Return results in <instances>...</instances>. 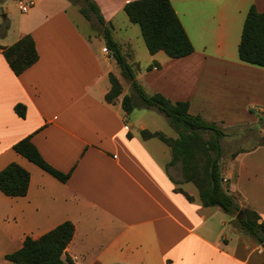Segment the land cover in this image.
<instances>
[{"label":"crops","instance_id":"0c3cea01","mask_svg":"<svg viewBox=\"0 0 264 264\" xmlns=\"http://www.w3.org/2000/svg\"><path fill=\"white\" fill-rule=\"evenodd\" d=\"M21 1L28 10L18 7V18L0 2V47L30 35L38 60L15 76L0 50V171L17 164L29 173V184L23 197L0 192V264L26 237L38 239L66 221L74 226L65 250L74 264H264L260 244L241 233L231 215L203 207L197 189L179 183L180 165L168 166L170 149L140 137L142 130L172 139L178 134L155 109H141L135 119L134 110L124 113L121 100L131 92L111 54L102 53L101 25L80 13L83 2ZM91 1L145 94L188 102L190 115L225 134L251 129L264 136V68L238 58L246 15L251 7L264 12V0H170L194 51L170 59L146 50L144 64L121 31L130 23L120 18L124 6L135 0ZM154 63L159 67L148 70ZM110 73L122 84L112 104L104 100ZM16 105L25 107L23 119ZM27 137L50 166L70 173L65 183L13 150ZM222 143L224 190L264 222V154L255 156L264 146L233 153Z\"/></svg>","mask_w":264,"mask_h":264},{"label":"trees","instance_id":"16d2710c","mask_svg":"<svg viewBox=\"0 0 264 264\" xmlns=\"http://www.w3.org/2000/svg\"><path fill=\"white\" fill-rule=\"evenodd\" d=\"M69 1L73 5L82 1L84 6L79 7L80 13L87 20L93 16L99 22L105 47L117 65L121 77L131 86L135 98L131 95L123 96L121 108L124 113L129 115L137 108L155 109L178 134L176 139H172L159 131L142 130L139 132L140 137L143 140L156 138L170 149L171 160L168 166L180 165L182 180L179 183H191L197 189L203 207H219L231 216L241 213L234 221L237 229L258 244L264 243V222H259V215L253 210L240 208L235 204L234 197L222 186L218 161L222 158L221 139L226 136L225 132L215 124L205 122L200 116L190 115L188 102H171L161 94H145L136 81L133 65L127 62L119 46L112 40L94 2ZM123 10L129 22L139 27L150 55L162 52L170 59H180L193 53V46L170 0H135L127 3ZM0 50L15 76L21 75L38 60L30 35L23 36L11 46L0 47ZM238 58L246 64L264 68V12L259 13L254 7L249 9L244 21L238 44ZM158 67L159 65L154 63L147 69ZM108 81L110 88L104 100L112 104L122 94V84L112 73L108 75ZM14 112L22 119L25 117L23 105H16ZM206 134L210 137L207 140L203 137ZM127 137L130 138V134H127ZM260 145L264 146V143ZM13 150L61 183H65L70 177V173H62L50 166L31 143L30 137L16 143ZM28 184L29 173L17 164H8L0 171V192L4 196L23 197L27 193ZM174 191L183 193L181 189ZM184 195L188 201H192L191 197ZM73 234V224L63 222L38 239L26 237L22 247L5 255L4 259L12 264H74L65 253Z\"/></svg>","mask_w":264,"mask_h":264},{"label":"rangeland","instance_id":"374dc122","mask_svg":"<svg viewBox=\"0 0 264 264\" xmlns=\"http://www.w3.org/2000/svg\"><path fill=\"white\" fill-rule=\"evenodd\" d=\"M5 1V0H3ZM7 2H4L5 6L8 8L9 12L11 13V15L15 18L19 17L20 11L18 10V5L14 2V1H9L6 0ZM80 6H84V3H79ZM123 18L122 20H127L126 19V15L124 13L121 14V17ZM95 22V25H97V21L95 19H92ZM119 22L121 23V19L119 20ZM127 22V21H125ZM128 28H121V31L123 34L126 33L127 36H129V38L131 39V44L134 47L135 51H136V55L139 57V60L141 63H145L144 61V55L148 54L145 46L143 44V40L140 34V29L137 25H133L131 23H127ZM130 26V29H129ZM160 57H163L164 55H159ZM122 83L124 85V87H128V89L131 92V96H133V98H135V95L131 89L130 84L128 83V81L124 80L122 78ZM137 102V101H136ZM143 114V111L141 110V108H137L134 109V113L132 115V117H140V115ZM261 127L264 128V123L261 125ZM169 131V130H168ZM245 135V138H241L242 135ZM247 135V136H246ZM205 140L209 139V135H204L203 136ZM240 139V141H238ZM221 141L223 142V148L225 150H228L229 152H239V151H250L251 149H253V147H255V145L264 143V136L262 137H257L256 132H253L251 129H242V130H232L228 133H226V136L223 137L221 139ZM264 152V151H262ZM257 153L255 156H258L259 154H264V153ZM227 191V190H226ZM242 209H247V208H242ZM237 216V215H236ZM235 215H232V221L233 223H235ZM6 264H12L7 262Z\"/></svg>","mask_w":264,"mask_h":264},{"label":"built area","instance_id":"2783aa9c","mask_svg":"<svg viewBox=\"0 0 264 264\" xmlns=\"http://www.w3.org/2000/svg\"><path fill=\"white\" fill-rule=\"evenodd\" d=\"M18 7H19V10L22 12V13H26L27 10H28V6L26 3L22 2L21 0L18 1ZM102 53L104 54H109V51L107 50L106 47L102 48ZM225 180H222V183H224Z\"/></svg>","mask_w":264,"mask_h":264},{"label":"water","instance_id":"95a60500","mask_svg":"<svg viewBox=\"0 0 264 264\" xmlns=\"http://www.w3.org/2000/svg\"><path fill=\"white\" fill-rule=\"evenodd\" d=\"M219 162V161H218ZM241 213H239L237 216H236V219L239 218ZM260 248L262 249V251L264 252V243L260 244Z\"/></svg>","mask_w":264,"mask_h":264}]
</instances>
